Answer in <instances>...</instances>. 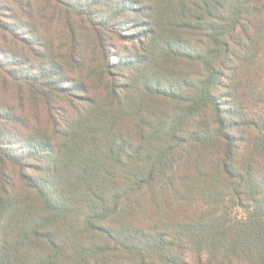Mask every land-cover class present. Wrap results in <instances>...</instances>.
<instances>
[{"label":"trees","instance_id":"obj_1","mask_svg":"<svg viewBox=\"0 0 264 264\" xmlns=\"http://www.w3.org/2000/svg\"><path fill=\"white\" fill-rule=\"evenodd\" d=\"M0 87V264H264V0H0Z\"/></svg>","mask_w":264,"mask_h":264},{"label":"rangeland","instance_id":"obj_2","mask_svg":"<svg viewBox=\"0 0 264 264\" xmlns=\"http://www.w3.org/2000/svg\"><path fill=\"white\" fill-rule=\"evenodd\" d=\"M114 47L111 49L113 51L112 56H111V60L114 61L115 60V55L117 52L123 51L126 52L127 50H131L133 49V43H127L122 39H113L112 40ZM3 44V43H2ZM7 46V45H6ZM83 57H84V66H83V74L86 75L88 77V75L90 74V72L95 68L96 63H97V59L100 57V54L98 52V49L96 47L95 41L93 40V37H87L85 39H83ZM126 55H128L129 53H125ZM70 76H75L77 77V74L74 75V72H72V70L70 71V73H68ZM72 84V83H71ZM0 100L5 101L6 103H9L13 106H15V109L17 108V104L19 103L17 101V97L16 95L12 92V88L10 89H6L4 90L2 87H0ZM258 106L255 105L254 109H257ZM18 109V108H17ZM250 111H254L253 109H250ZM32 119H33V124L38 126H34L33 131L32 132H27L25 129H23L20 125H13L10 128V139L12 140L13 144H12V148L15 149H21V147H27V143L24 141L25 136H30L31 134L35 133L36 130H41L44 134H47V136L52 135L51 133V129H48L49 126L46 122V117L44 113H39L36 114L35 112H32ZM8 132V131H7ZM27 149V148H26ZM41 159H37V162H40ZM46 163L43 162V166H45ZM40 174L37 172L35 173V176H39ZM17 179H19V177L16 175ZM17 190L20 192L24 193V186L21 184L20 181L17 180ZM151 209L154 210H159L157 208V205H154L152 207H150ZM79 214L78 216L83 218L86 214H84V210L79 209L78 210ZM161 213L159 212H155L153 210H146L145 212L142 213L141 216V222L143 223V226L145 227V231L149 232V228L151 226H153L152 224L155 223L156 219H159L160 217H162L161 219L163 220V225H165L168 221L167 218L165 216L168 217H173L174 214L175 216L178 214V212L176 211H171L170 208L167 211H161ZM79 232H77L76 228L75 230H72V233H65L63 235V244H67V253L65 255V258L63 261H61V264H74L73 260L70 259V256H72L74 249L72 248L73 244H76V242L78 241V243H82V242H91L92 238L86 233L85 228L83 227H78ZM14 234L16 232V230H13ZM67 234V235H66ZM132 244V243H131ZM102 246L105 247H109L112 250L117 249L118 250V254L122 255V259L126 256V251L125 249L122 247H116L114 244L111 245H106V244H101ZM141 246L145 245V242L140 244ZM38 248H40L39 246H37ZM44 248H47V246H45ZM189 254V259L191 262H193V258L190 256L192 255L191 251H188ZM195 258V257H194ZM155 264H161L158 261L155 262Z\"/></svg>","mask_w":264,"mask_h":264}]
</instances>
